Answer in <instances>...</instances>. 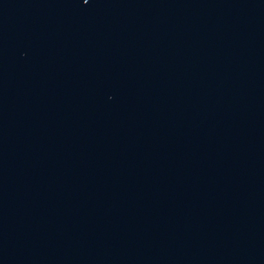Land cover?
Segmentation results:
<instances>
[{
  "label": "water",
  "instance_id": "1",
  "mask_svg": "<svg viewBox=\"0 0 264 264\" xmlns=\"http://www.w3.org/2000/svg\"><path fill=\"white\" fill-rule=\"evenodd\" d=\"M0 264H264V0H0Z\"/></svg>",
  "mask_w": 264,
  "mask_h": 264
},
{
  "label": "snow or ice",
  "instance_id": "2",
  "mask_svg": "<svg viewBox=\"0 0 264 264\" xmlns=\"http://www.w3.org/2000/svg\"><path fill=\"white\" fill-rule=\"evenodd\" d=\"M89 2V0H84V3L87 4Z\"/></svg>",
  "mask_w": 264,
  "mask_h": 264
}]
</instances>
